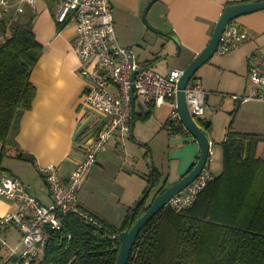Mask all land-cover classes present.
I'll list each match as a JSON object with an SVG mask.
<instances>
[{"label":"crops","instance_id":"1","mask_svg":"<svg viewBox=\"0 0 264 264\" xmlns=\"http://www.w3.org/2000/svg\"><path fill=\"white\" fill-rule=\"evenodd\" d=\"M110 1L118 42L122 46H133L140 64L150 65L159 72L167 74L175 68L184 69L205 47L216 21L228 5L256 0H156L148 11L145 9L150 0ZM156 4L164 8L163 15L166 24L170 27L169 35L161 30L156 14L148 17ZM23 6L22 12H17L11 6L4 16L7 15L10 20L22 24L30 22L32 31L43 46V51L31 71L30 80L35 86L32 106L20 116L18 129L11 136V141L6 145L0 141V152H3L0 158V178L6 175L19 177L33 196L40 202L49 204L51 202L49 188L39 172V167L55 164L62 182L66 184L77 164L84 158L85 143L94 137L97 130L106 124L110 117L84 103L89 81L79 73L81 61L73 49L76 38L75 26L69 23L59 29V23L55 20L58 9L56 0H37L34 7L29 4ZM146 15L151 29L147 25ZM234 21L248 30L249 39L221 57L213 55L207 61V69L202 67L205 69L198 68L195 72L196 79L207 92L205 102L209 106H215L218 101L215 112L212 111L214 113L211 112L201 118L211 123L210 130L204 131L211 142L212 154L217 151L221 164L220 143L225 139L229 126L234 131L264 135L263 100L240 101L232 96L227 99L214 95L215 101H210L209 92L215 85L220 84L219 80L223 72L237 77L239 81V86L232 94L244 95L250 91L247 82L250 66L255 65L264 71V8L240 15ZM150 30L160 33L157 37L159 45L157 50L147 51V54L145 50L144 54L141 43L145 41ZM175 51L178 52L177 59L173 61L177 65L175 68L162 72L155 67L161 62L162 55H169ZM149 52L154 55L149 56ZM211 75L220 77L216 84L208 83ZM161 106L160 111H158L159 106L152 107L150 104L145 105L146 109H141L140 112H137L136 108L134 111L139 114H145L151 108L152 111L145 119L139 118L134 122L133 134L130 132L125 137L117 134L100 151L108 155L120 149L124 153L123 165L132 166L128 170L122 168L119 172L120 192L119 194L114 192L122 204L121 208L122 206L125 208L124 212L119 213V217L115 219V222L120 221V224L127 208L134 205L147 186L144 177L149 174L150 165L146 155L153 139L158 136L160 138L165 136L168 139L170 163L165 182L160 183L153 193L151 189L147 204L151 202L160 187L176 182L189 172L198 157L197 140L186 129L180 132L168 130L165 123L169 120L171 105L165 103ZM217 112L222 114V122H219L221 124L214 120V114ZM127 137L134 141L126 143ZM134 144L144 149L142 158L138 161L128 156L129 151H134ZM20 152L33 157V161L17 157V153ZM257 156L264 159V141L259 145ZM104 158L103 154L99 159L96 157L95 163L102 169L109 165L111 167V163ZM103 163L106 165L104 166ZM98 171L99 168L93 165L84 176L81 186H84L86 180L94 178ZM162 174L165 175L164 172ZM133 176L137 181L131 186L128 181ZM77 200L83 209L105 223L113 225L111 222L114 220L94 201L79 197L78 194ZM17 206L16 201L0 195V218L14 211ZM117 206L120 208V205Z\"/></svg>","mask_w":264,"mask_h":264},{"label":"trees","instance_id":"2","mask_svg":"<svg viewBox=\"0 0 264 264\" xmlns=\"http://www.w3.org/2000/svg\"><path fill=\"white\" fill-rule=\"evenodd\" d=\"M65 25L59 23V29ZM42 51L30 22L22 24L7 15L0 20V141L4 145L18 129L20 116L32 106L35 86L31 71ZM151 111L135 112L134 120L145 119ZM195 119L204 130H210V121ZM165 127L171 132L185 130L177 119H169ZM263 141V134L238 132L229 126L220 143V173L190 206L175 211L166 205L157 212L138 233L127 264H264V159L257 156ZM16 156L33 161L21 152ZM151 177L155 185L161 173L154 168L149 182ZM148 197L137 207H128L118 227L100 219L117 234L115 238L77 215L67 214L63 232H71L72 240L66 248L65 244H48L42 264H115L118 234L144 213Z\"/></svg>","mask_w":264,"mask_h":264},{"label":"built area","instance_id":"3","mask_svg":"<svg viewBox=\"0 0 264 264\" xmlns=\"http://www.w3.org/2000/svg\"><path fill=\"white\" fill-rule=\"evenodd\" d=\"M36 1L0 0V20L11 6L17 12H22L24 4L34 7ZM56 2L58 9L55 20L75 26L73 49L81 61L79 73L89 81L84 103L110 119L85 143L84 158L77 164L66 184L62 182L55 164L39 167L49 188V204H44L33 196L19 177L6 175L0 178V195L18 204L14 211L0 218V224L7 227L8 223H12L21 232L15 245H9L6 239L0 237V264H42L47 255L48 244H65L66 248L72 240L71 232H63L64 217L67 214L77 215L84 223L103 230L111 238L117 236L97 216L81 207L76 190L106 143L117 134L125 137L130 133L132 83L134 110L137 106H161L168 103L171 105L169 119L180 120L176 94L177 82L183 69L175 68L163 74L150 65L140 64L133 46H122L116 38L110 0ZM249 37L248 30L232 20L223 31L215 53L227 54ZM133 71L136 73L132 80ZM247 82L250 86L249 93L231 96L240 101H264V71L251 65ZM206 94L197 79L189 80L185 98L194 117L203 114ZM209 144L208 158L199 175L168 201L167 205L175 211L190 206L198 193L214 179L215 174L208 167L212 155L210 141Z\"/></svg>","mask_w":264,"mask_h":264},{"label":"rangeland","instance_id":"4","mask_svg":"<svg viewBox=\"0 0 264 264\" xmlns=\"http://www.w3.org/2000/svg\"><path fill=\"white\" fill-rule=\"evenodd\" d=\"M154 14H156L157 21L159 22L162 28L161 30H163V32L169 35L170 27L169 25L166 24V20L163 15L164 8L159 6V4H156L151 9L148 17H151ZM146 21H147L148 27H150L147 15H146ZM159 35L160 33L150 30L145 41L141 43L143 46L142 52L144 54H145L144 52L145 50L147 54V51H152V50L155 51L158 49L159 43H157V41L159 42V40H157V37H159ZM149 45H152V46H149ZM152 55H154V53L149 52V56H152ZM177 55H178L177 51L169 55L168 54L162 55L161 62L157 63L155 67L158 68L162 72H166L172 68H175L177 65L174 64L173 61L177 59L178 57ZM221 56L222 55L217 54V53L214 54V57H221ZM165 62H167V64ZM207 65L208 63L206 62V64L204 63L203 65H201L199 69H201L202 67H205L207 69L208 68ZM205 68H202V69H205ZM218 78L220 77H215L211 75L208 78V83L216 84ZM219 81H220V84L215 85L213 87L214 89L212 88L209 92L210 93L209 97H210L211 102H213V100L215 101L216 99L214 95L225 97L227 99L231 98L232 93L235 92L236 91L235 89L239 86V81L237 80V77L232 76L227 72H223ZM216 106H218V101L216 102L215 106H209L207 102H204V112L200 117H204L207 114H210L212 111L215 112V110L217 109ZM141 109L145 110L146 107L144 106L142 108L140 107L138 108L137 106L136 111L140 112ZM161 109H162V106H159L158 111H160ZM214 120H216V123L222 122L221 112H217L216 114H214ZM129 141L133 142L134 140L131 139L130 137H127L125 142L129 143ZM149 148L150 150L147 153L146 158L148 160L150 167H149V174L144 177L145 184L147 186L149 185L150 182L148 181V177L153 172L154 168H156L159 172H162V173L164 172L165 174L163 175L161 173V178L159 179L158 183L155 184L152 188L151 193H153L158 187V185L162 183L164 180H166L165 176L169 170L170 161H169L168 139L165 136L162 138L158 136L157 138L153 139V141H151V143L149 144ZM133 149H134L133 152H130V151L128 152V156L131 157L134 161L140 160L142 158V152H144V149L139 148V146L135 144L133 145ZM102 154L105 155L104 160L111 163L112 166L111 167H109L110 165L105 166L106 164L103 163L105 167L102 169V167H100L99 164L95 163L94 167L99 168L98 173L95 175L94 178L91 177L90 179L86 180L83 187L80 184L77 187L76 194H78L79 197L82 196L84 198H89L91 201H94L95 204H97L100 208H102V210H104L108 214V216L112 220H114L111 222L113 224L112 226L118 227L120 226V221L115 222V219L119 217V213L124 212L125 208L123 206L121 208L122 204L119 202L118 197L114 195V192L117 194H119L120 192L119 181L121 180V174H119V172L122 171V168H125L126 170H128V169H131L132 166L129 167L128 165H123L122 161H123L124 153L120 149H118L117 151H112V154H108V155L100 152L97 155V159H99L102 156ZM210 159L211 160L208 163V167L213 173H218L219 170L221 169L222 164H221V158L218 155L217 151L210 156ZM130 179L131 180H129L128 183L129 185L132 186L134 184V181H137V180H135L136 179L135 176H133ZM79 189H80V194H79ZM117 205H120L119 206L120 208H118ZM20 235H21V232L17 230V228L12 223H8L7 227H4L0 230V237L6 239L9 245H15L20 239Z\"/></svg>","mask_w":264,"mask_h":264},{"label":"water","instance_id":"5","mask_svg":"<svg viewBox=\"0 0 264 264\" xmlns=\"http://www.w3.org/2000/svg\"><path fill=\"white\" fill-rule=\"evenodd\" d=\"M156 0H150L146 6V11L150 8L152 3ZM264 0L248 1L242 3H236L228 5L220 14L216 24L214 26L212 35L205 45V47L194 57V59L183 69V73L177 82V94H176V105L177 111L179 113V118L184 126V128L197 140L199 144V154L193 164L192 168L183 175L176 182L165 187L161 192L156 194L149 205L147 206L144 213L135 221V223L127 230L120 231L118 234L119 240V250L116 258L115 264H127L130 252L136 241L137 235L140 230L146 225V223L162 208H164L170 198L175 194L182 191L189 183H191L201 172L206 164L209 151V138L206 135L204 129L196 122L194 115L190 112L186 98H185V88L189 80L193 77L197 69L207 62L216 52L221 35L225 30L226 26L232 20L236 19L238 16L263 9ZM145 19V18H144ZM136 71L132 72L131 79H134ZM131 121H130V132L133 134L134 127V89L133 83L131 85ZM154 186L153 178L151 177L150 183L142 193V195L135 201L133 207H137L143 200L146 199L147 195L150 193Z\"/></svg>","mask_w":264,"mask_h":264}]
</instances>
